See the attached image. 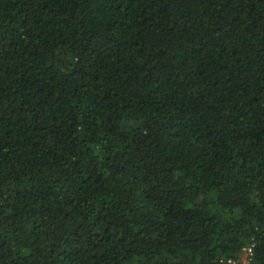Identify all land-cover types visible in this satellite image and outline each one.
I'll return each instance as SVG.
<instances>
[{"label": "trees", "instance_id": "16d2710c", "mask_svg": "<svg viewBox=\"0 0 264 264\" xmlns=\"http://www.w3.org/2000/svg\"><path fill=\"white\" fill-rule=\"evenodd\" d=\"M264 264V0H0V264Z\"/></svg>", "mask_w": 264, "mask_h": 264}, {"label": "built area", "instance_id": "2783aa9c", "mask_svg": "<svg viewBox=\"0 0 264 264\" xmlns=\"http://www.w3.org/2000/svg\"><path fill=\"white\" fill-rule=\"evenodd\" d=\"M251 254V248L243 249L241 259L238 262H230L229 264H249V256Z\"/></svg>", "mask_w": 264, "mask_h": 264}]
</instances>
